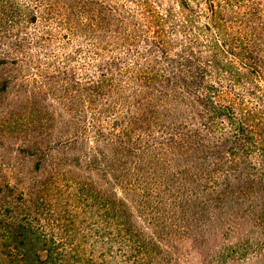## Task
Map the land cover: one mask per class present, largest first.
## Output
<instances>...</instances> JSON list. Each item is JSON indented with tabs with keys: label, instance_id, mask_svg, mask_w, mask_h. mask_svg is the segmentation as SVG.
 <instances>
[{
	"label": "trees",
	"instance_id": "obj_1",
	"mask_svg": "<svg viewBox=\"0 0 264 264\" xmlns=\"http://www.w3.org/2000/svg\"><path fill=\"white\" fill-rule=\"evenodd\" d=\"M218 7L0 0V126L34 172L104 182L73 179L94 223L60 239L0 185L11 261L264 264V16Z\"/></svg>",
	"mask_w": 264,
	"mask_h": 264
},
{
	"label": "rangeland",
	"instance_id": "obj_2",
	"mask_svg": "<svg viewBox=\"0 0 264 264\" xmlns=\"http://www.w3.org/2000/svg\"><path fill=\"white\" fill-rule=\"evenodd\" d=\"M213 1L219 6L218 10H222L221 6H224V9L228 11L229 21L226 24L229 30H233L231 29L233 23L239 25L255 24L251 20L257 13L264 16V0ZM221 13L223 16L221 22L224 23L226 21L224 11ZM239 29L245 30L246 28L241 26ZM22 146L23 141L20 136L0 126V185L3 186V190L10 192L4 187L5 184H9L12 190L15 191V198L22 196L23 199H32L38 204L40 200H44L47 211H45V215L39 218L42 225L47 228V232L55 234L59 239L66 235V232L62 233V229H72V221L75 222L78 228L82 226L83 222L87 224L86 227H90L94 223L88 214L90 210L85 209V205L78 201L73 179L81 178L83 181H89L93 177L95 181L101 184H104V182L80 167L70 166L69 163L61 167V176L51 181L49 170L42 173L34 172L33 162L21 152ZM85 217L87 219H81ZM79 230L81 231V228ZM10 259L8 250L1 244L0 264L23 263L21 261H11Z\"/></svg>",
	"mask_w": 264,
	"mask_h": 264
}]
</instances>
